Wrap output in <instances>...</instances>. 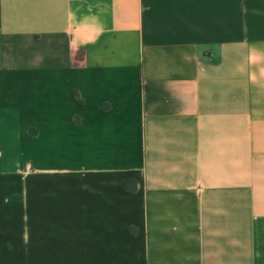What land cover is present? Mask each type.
<instances>
[{"label": "crops", "instance_id": "crops-1", "mask_svg": "<svg viewBox=\"0 0 264 264\" xmlns=\"http://www.w3.org/2000/svg\"><path fill=\"white\" fill-rule=\"evenodd\" d=\"M0 264H264V0H0Z\"/></svg>", "mask_w": 264, "mask_h": 264}]
</instances>
